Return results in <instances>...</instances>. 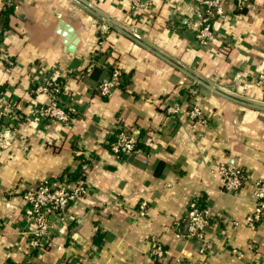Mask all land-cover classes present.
I'll return each mask as SVG.
<instances>
[{"label": "crops", "instance_id": "crops-1", "mask_svg": "<svg viewBox=\"0 0 264 264\" xmlns=\"http://www.w3.org/2000/svg\"><path fill=\"white\" fill-rule=\"evenodd\" d=\"M83 1L190 73L113 28L99 48L104 22L70 0H0V16L13 10L0 40V104L19 119L13 145L0 148V264H264V219L247 225L253 185L264 182V110L201 84L194 99L189 94L199 76L264 104L251 84L264 73V0L252 11L230 0L207 47L196 40L192 14L202 0H146L136 13L127 0ZM60 20L80 40L73 54L57 34ZM90 64L98 72L84 76ZM114 70L123 84L102 98L97 88ZM49 79L61 84L58 98L71 110L67 129L33 118L47 103L36 88ZM192 103L204 124L190 119ZM120 127L141 144L123 159L107 147ZM223 164L248 176L236 194L224 191L217 173ZM79 174L89 196L71 206L73 219L54 234L53 247L30 253L24 195L45 181L68 186ZM199 198L212 215L205 240L179 237L176 224ZM154 242L162 261L152 258Z\"/></svg>", "mask_w": 264, "mask_h": 264}, {"label": "built area", "instance_id": "built-area-1", "mask_svg": "<svg viewBox=\"0 0 264 264\" xmlns=\"http://www.w3.org/2000/svg\"><path fill=\"white\" fill-rule=\"evenodd\" d=\"M133 13L141 11L146 0H127ZM230 0H202L196 5L192 14L197 24L195 26L196 40L201 47H207L215 40L212 29L213 22L224 15V7ZM239 11L254 10L255 0H234ZM12 4H9L11 6ZM111 31V27L105 23L99 28L98 47L101 48L105 39ZM0 29V40L4 36ZM94 68L90 64L84 76L89 75ZM198 82L195 87L189 90L192 99L197 94ZM252 85L259 88L264 93V73L252 80ZM122 86V74L119 70H114L108 80L103 81L97 88L99 96L110 98L112 94ZM61 91V84L56 80L49 79L48 82L37 86L36 92L47 97V103L33 112V118L41 122H57L67 129L72 121L71 110L63 106L58 98ZM189 117L192 121L200 124L205 123V118L201 110L192 103ZM169 113H176V110H168ZM18 117L16 111L8 105L0 104V148L9 149L14 143L16 129L18 127ZM114 141L108 142L110 153L116 158H126L132 156L137 150V139L128 134L122 127L112 136ZM218 175L222 178L224 191L230 194L238 193L247 183L248 176L245 171L227 164L219 166ZM255 197V211L247 218V225L253 229L264 219V182H256L253 185ZM90 188L84 180L70 183L68 186H60L53 181L42 182L37 188L26 192L24 200V219L31 231L29 236V252L38 253L46 248L54 246L53 236L59 233L64 227L71 223L73 219L69 213L71 206L80 203L81 200L89 196ZM147 212V204L142 203L139 214L144 216ZM189 223L184 234L179 237L204 241L206 231L211 224L212 215L209 209H201L197 200H193L188 208ZM184 218L182 219V221ZM178 224V223H177ZM176 224V225H177ZM152 258L154 261H162L165 256L163 248L156 242L152 244ZM206 249L202 248L200 253L205 255Z\"/></svg>", "mask_w": 264, "mask_h": 264}, {"label": "water", "instance_id": "water-1", "mask_svg": "<svg viewBox=\"0 0 264 264\" xmlns=\"http://www.w3.org/2000/svg\"><path fill=\"white\" fill-rule=\"evenodd\" d=\"M70 1L73 2L74 4L78 5L79 7L84 9L85 11L89 12L90 14H92L93 16H95L96 18H98L99 20L104 22L105 24L109 25L111 28L121 32L122 34H124L125 36L135 40L136 42H138L142 45H145L144 42L140 38H138L135 34L130 32L128 29L123 27L121 24H119L115 20L109 18L108 16H106L105 14H103L102 12H100L99 10L94 8L93 6H91L90 4L84 2L83 0H70ZM57 34L59 36H61V38L63 39V45L65 46L66 51L71 53V54L75 53L76 48H77L79 41H80L77 34L75 33V30L66 22H64L63 20H60L59 24H58V28H57ZM145 47L148 48L149 50L155 52L157 55H159L161 58L166 60L172 66L179 68L180 70H183L186 73H190V72H188V70H186L185 68H183L182 66H180L176 62H173V61L169 60L163 54H160V52H158L157 50H155L151 46L145 45ZM194 80L196 82H198L199 84L209 88L210 90H212L216 94H219L220 96H222L228 100L242 104L246 107L255 108L258 110H264V104H258V103L252 102L250 100L243 99V98L236 96L235 94H232L230 92L228 93L225 90L208 83L207 81L203 80L199 76L195 77Z\"/></svg>", "mask_w": 264, "mask_h": 264}, {"label": "trees", "instance_id": "trees-1", "mask_svg": "<svg viewBox=\"0 0 264 264\" xmlns=\"http://www.w3.org/2000/svg\"><path fill=\"white\" fill-rule=\"evenodd\" d=\"M6 1L8 2V1H12V0H6ZM12 14H13V10L8 9V8H5V9L3 10V12L1 13V16H0V19H1V26H0V29H1L4 33H6V31L8 30L9 18H10V16H11ZM92 72H93V73H96V72H98V70H97L96 68H93ZM122 78H123V77H122ZM122 84H123V82H122ZM127 133H128V132H127ZM128 134H129V133H128ZM114 139H115V137H112V138L109 140V142L114 141ZM137 142H138V143H137V149H139V148L141 147V144L139 143L138 140H137ZM107 147H108V145H107ZM80 176H81V174H79V175L76 176V181H78V180H84V179L81 178ZM197 202H198V204L200 205L201 209H206V208H207V207H206V204H205V202H204V200H203L202 198L197 199ZM188 223H189V217H188V215H187V216L184 218L183 221L179 222V223L176 225L178 231H179L181 234H184V233L186 232ZM99 238H100V235H99V236H96V238H95V242H98ZM101 239H102V238H101Z\"/></svg>", "mask_w": 264, "mask_h": 264}]
</instances>
